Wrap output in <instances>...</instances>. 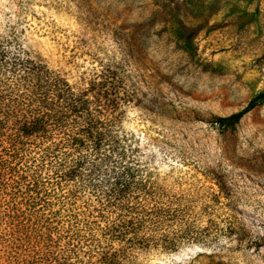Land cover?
<instances>
[{
    "label": "rangeland",
    "instance_id": "rangeland-1",
    "mask_svg": "<svg viewBox=\"0 0 264 264\" xmlns=\"http://www.w3.org/2000/svg\"><path fill=\"white\" fill-rule=\"evenodd\" d=\"M0 39L72 84L115 72L141 164L187 197L199 236L131 264H264V0H0Z\"/></svg>",
    "mask_w": 264,
    "mask_h": 264
},
{
    "label": "trees",
    "instance_id": "trees-1",
    "mask_svg": "<svg viewBox=\"0 0 264 264\" xmlns=\"http://www.w3.org/2000/svg\"><path fill=\"white\" fill-rule=\"evenodd\" d=\"M115 80L107 67L72 84L0 39V244L12 264H131L199 237L187 197L141 164ZM262 99L215 122L233 127Z\"/></svg>",
    "mask_w": 264,
    "mask_h": 264
}]
</instances>
